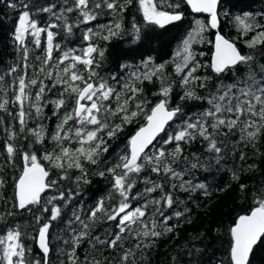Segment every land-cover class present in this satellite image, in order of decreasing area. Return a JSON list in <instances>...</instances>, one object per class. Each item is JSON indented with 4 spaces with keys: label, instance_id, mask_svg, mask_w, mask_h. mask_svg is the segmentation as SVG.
I'll return each mask as SVG.
<instances>
[{
    "label": "snow or ice",
    "instance_id": "1",
    "mask_svg": "<svg viewBox=\"0 0 264 264\" xmlns=\"http://www.w3.org/2000/svg\"><path fill=\"white\" fill-rule=\"evenodd\" d=\"M220 2L63 0L59 11H54L56 4L36 7L32 0L6 5L18 11L13 37L21 63L0 74V112L14 122L3 128L2 154L4 163L13 169L18 161L22 164L19 175L9 185L10 197L5 189L8 181L0 176V200L15 211L32 213L38 228L30 239L40 255H30L32 247L25 242L28 234L18 225L9 226L7 217L14 216L15 211H8L0 214V222L6 227L0 234V264H52L50 229L58 220L64 223L63 235L56 237L61 242L59 264H145V249L152 247L146 241L174 233L179 223L169 224L173 219L191 222L187 215L191 209L187 207L166 215L178 203L174 192L199 189L203 195H211L206 184H192L185 176L198 168H222L229 161L235 165L229 169L231 179L249 201V208L227 228L228 243L223 258L210 257L208 264H250L254 248L264 244V185L249 188L239 181L242 173L257 168L254 162L247 163L250 155L246 149L251 157L264 158V152L260 151L264 141V62H261L264 12L259 18L251 13L235 17L242 36L253 33L245 40L246 47L252 51L244 54L219 30ZM134 4L145 26L159 28L184 19L182 4L193 14H207V23L194 20L195 26L181 41L172 61L179 87L184 89L181 99L205 100L208 104L194 117L184 118L181 107H170L175 81L167 73V63L154 64L149 58L141 62L142 67L132 68L123 76H105L99 71L106 51L101 41L110 43L124 34L130 35L133 42L141 38L142 27L135 18L127 33L123 27V14ZM41 12L49 14L46 26H40L33 18ZM71 14L75 15L74 19ZM104 15L112 16L113 20L95 28L88 26ZM82 25L85 27L81 28ZM54 29L62 30L66 36L80 29L82 45L62 49L55 42L59 31ZM208 29L216 30L214 40L206 41L204 34ZM42 34L46 36L44 45ZM29 37L35 48L42 51V55L32 58L33 63L29 62ZM203 43L211 44L209 62H201L198 57L205 53L194 49V45ZM128 68L121 66L122 71ZM201 69L210 70L211 74L202 76ZM229 75L232 80L226 83ZM5 77L10 78V83ZM154 80L159 82V89L153 95L160 98L153 104L145 95L144 84ZM197 88L204 89L207 95L200 96ZM9 104L15 111L9 109ZM49 105L51 116L45 113ZM52 117L56 118V124L49 131L46 122ZM178 119L181 122L167 131ZM138 120L142 123L128 138L116 162L100 168L105 163L102 158L109 151L108 141ZM0 124H4L2 117ZM194 142L201 144L202 153L185 155V146ZM90 166H97L93 174L111 178L112 190L86 212L73 208L65 219L64 209L71 206L79 193L72 187L61 186L71 181L78 189L81 183H90ZM73 170L79 175H73ZM138 183L144 184L142 190H137ZM230 187L231 184L226 185L219 191ZM169 188L171 191L166 190ZM50 191L54 194L45 196ZM157 192L158 196L152 195ZM98 227L101 231H97ZM161 227L163 231L159 230ZM129 241L135 243L129 245ZM85 244L87 248L81 260L77 250ZM201 252L195 245L186 246L189 264H202Z\"/></svg>",
    "mask_w": 264,
    "mask_h": 264
},
{
    "label": "trees",
    "instance_id": "2",
    "mask_svg": "<svg viewBox=\"0 0 264 264\" xmlns=\"http://www.w3.org/2000/svg\"><path fill=\"white\" fill-rule=\"evenodd\" d=\"M11 2H18V0H0V74H3L9 67L21 63L20 53L17 52V45L14 43V29L18 23V11L7 7L6 5ZM27 2V0H26ZM32 3L36 6H48L50 4H56L57 8L54 11H59L62 6L63 0H32ZM169 10L170 9H166ZM181 10L184 11V19L178 21L177 23L159 28L157 26H145L143 24L142 15L137 11V7L134 4L130 6L128 10L123 14V27L126 30H130L133 18L137 24L142 27L141 38L138 41L133 42L132 37L128 34H124L121 37L114 38L110 43L101 41V46L106 49L105 57L102 62V66L99 69L102 75L108 76L110 74H116L117 76L125 75L126 71H130L132 68L142 67V61L151 58L154 64L167 63V73L170 79L175 81L173 92L170 96L169 104L170 107H181L184 118L189 116H195L202 112L208 107L205 100H189L181 99L184 94V89L179 87V78L174 75V69L172 65L173 57L177 48L180 46L181 41L186 37L187 33L194 27V20L201 19L207 23V17L203 15H193L186 5L182 4ZM35 11V8H33ZM219 11L220 16V32L225 35L228 39L234 41L237 47L242 53H249L245 45V40L250 39L253 33H249L247 36H242L235 24V17H243L246 13H251L257 15L264 12V3L261 0H221ZM226 13V15H225ZM40 26H46L49 22V14L47 13H37L34 17ZM71 18L74 19L75 15L71 14ZM113 20L110 15H104L98 18L97 21L93 22L89 27L95 28L97 24H107ZM264 22V21H262ZM85 26H81L83 28ZM59 31L55 42L61 44L62 49L79 47L82 45L81 41V30L74 29L71 36H66L62 30ZM206 41L214 40L215 32L208 29L205 32ZM42 45L46 44V36L42 34ZM30 49L29 62L33 63L32 58L36 55H42L41 49L35 48L31 42V38H28V45ZM194 49L197 53L204 52V56L198 57L201 62H209L211 57V44L203 43L194 45ZM54 55H59V53H54ZM261 62H264L262 60ZM128 65L127 70L122 71L121 66ZM32 69H29L31 72ZM200 75H210V70L201 69ZM232 77L229 75L226 77L225 82L230 83ZM5 81L10 83V78L5 77ZM213 80L210 82L214 83ZM145 95L152 100L154 104L160 97L154 96L153 93L158 91L159 82L155 81L153 83L145 82ZM197 93L200 96L207 95L204 89L197 88ZM11 96V92H9ZM51 96V94H50ZM151 107V105H149ZM9 109L15 111L11 104H9ZM45 113L51 116L52 106L49 105L45 109ZM0 117L3 118L4 124H0V176L8 181L5 189L7 196L12 195V189L9 186L12 183V178L19 175V169L22 162H17L15 169L11 165L4 163L3 153V141L5 134L3 128L14 123L11 118L3 112H0ZM181 121L176 120L167 131H172L177 124ZM142 121L138 120L130 125L124 127V131L119 133L115 138L108 141L109 151L104 155L105 163L101 164L99 167L104 168L110 166L112 163L116 162L118 155L124 150L127 145L128 138L134 134L137 128L140 126ZM49 131L54 129L56 124V118L52 117L51 120L46 122ZM17 128L18 124L15 125ZM164 134H162L163 136ZM21 143H26L21 141ZM49 147H51L49 145ZM171 147V146H169ZM185 155H190L193 152L202 153L201 144L199 142H194L191 145L185 146ZM245 151L249 152L250 158L247 163H255L257 168L252 172H246L241 174V179L239 183H244L249 186V188H258L264 185V158L251 157L249 149ZM260 151L264 152V141L261 142ZM235 165L232 161H229L222 168L220 166H214L210 169L198 168L192 170L190 174L185 176L186 180H190L192 184L204 183L207 185L208 190L211 195H203L202 190L197 189L196 191H180L176 190L174 196L177 198L178 203L174 206V209H169L166 215H170L173 210L182 211L185 207L191 209L187 214L191 222H184V218L178 222L175 219L169 221V224L179 223V227L174 229V233H169L162 235L158 238H151L152 247L145 249V264H189L190 258L185 254V248L195 245V247L202 249L199 259L202 264H208L210 257H215L216 259H222L227 250L228 236L226 235V230L231 226L232 221L240 214H243L249 208V201L242 197V194L238 190L237 182L232 181L231 173L229 169L234 168ZM97 166L89 167L88 179L90 183L79 185L77 189L75 184L71 181H65L62 184V188L72 187L74 192L79 194L73 200L71 206L64 209V218L66 219L71 215L73 208L87 209L93 207L96 202L108 196L111 189V178L107 175L101 177L99 175L93 174ZM73 175H79L78 171L73 170ZM153 179H156L153 176ZM179 184V181H176ZM231 184L230 188L225 191H219V189L224 188L226 185ZM144 188L143 183H138L137 190H142ZM171 191V189H166ZM135 191V190H134ZM54 194L52 191L45 194L49 196ZM153 196H158L159 192L153 193ZM182 201L183 203H180ZM8 211H15L5 205L3 200H0V214L6 213ZM47 216L48 214H44ZM84 215V212H81ZM9 226L15 227L19 226L22 232L28 234L26 243L32 247V253L30 255H35L39 257L40 251L36 246L35 242L30 239L31 236L36 235V229L38 225L33 218L31 212H20L15 211V215L12 217H7ZM64 227L62 220L53 222V227L50 229L51 232V248L50 258L52 264H59L57 257L59 256L58 245L61 243L56 239L58 235H63L61 229ZM103 227H108L104 225ZM163 231V227L159 229ZM6 231L4 223L0 222V234ZM97 231H101L98 227ZM199 237V239H194ZM135 241H129L128 244H134ZM87 245H83L77 250V254L83 260L85 255V250ZM63 259L64 257H60ZM175 258V261H174ZM250 264H264V244H258L250 257Z\"/></svg>",
    "mask_w": 264,
    "mask_h": 264
},
{
    "label": "water",
    "instance_id": "3",
    "mask_svg": "<svg viewBox=\"0 0 264 264\" xmlns=\"http://www.w3.org/2000/svg\"><path fill=\"white\" fill-rule=\"evenodd\" d=\"M263 3H264V0H261ZM190 10V9H189ZM191 12V11H190ZM193 14V13H192ZM193 15H203V16H205V17H207V14H193ZM208 18V17H207ZM175 23H177V22H175ZM175 23H173V24H175ZM173 24H171V25H173ZM167 26H170V25H166L165 27H167ZM211 31H213V32H216V30H214V29H211ZM215 37V36H214ZM162 135V134H161ZM255 249V248H254ZM252 255V254H251ZM251 255H250V257H251Z\"/></svg>",
    "mask_w": 264,
    "mask_h": 264
}]
</instances>
